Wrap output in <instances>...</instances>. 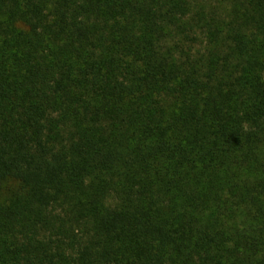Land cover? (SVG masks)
I'll list each match as a JSON object with an SVG mask.
<instances>
[{
    "label": "trees",
    "instance_id": "obj_1",
    "mask_svg": "<svg viewBox=\"0 0 264 264\" xmlns=\"http://www.w3.org/2000/svg\"><path fill=\"white\" fill-rule=\"evenodd\" d=\"M0 264H264V0H0Z\"/></svg>",
    "mask_w": 264,
    "mask_h": 264
}]
</instances>
